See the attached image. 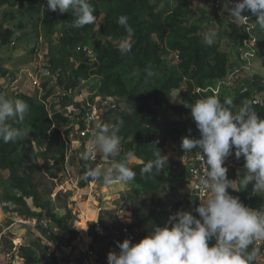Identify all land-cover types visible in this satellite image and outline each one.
Here are the masks:
<instances>
[{
  "label": "trees",
  "instance_id": "1",
  "mask_svg": "<svg viewBox=\"0 0 264 264\" xmlns=\"http://www.w3.org/2000/svg\"><path fill=\"white\" fill-rule=\"evenodd\" d=\"M88 3L94 8V15L98 19L96 35L102 37V41L94 40L91 53L84 52L82 46L87 43L95 23L74 28L71 26L73 14L61 13L58 9L48 11L46 0H0V45L9 43L14 34L12 29L3 28V25L15 18L13 8L16 5L21 14L39 23L40 33L45 40L49 41L54 35H58V40L50 45L47 54V67L49 66L51 79L54 81L53 88L43 95L38 92H19L13 98V101H26L30 112L22 123L9 121V124L14 128L29 129L30 135L22 142L0 141V174L9 180L11 187V191L6 192L5 199L19 205L20 208L14 211L21 216L36 218L45 211L44 215L50 220L49 225L68 235L69 244L77 237V231L69 223L72 218L70 205L64 207V215L56 216L50 201H42L38 195V185L33 177L38 168L33 164L27 167L29 163L38 162V151L44 160L52 162L46 168L47 172L51 173L55 166L63 170L66 152L63 135H69L71 128L70 117L61 108L74 104L81 112L84 111L68 91L73 90L80 80L98 77L97 85L91 88L93 94L90 99L99 95L108 99H123L131 108L129 112L119 111L113 101V105L102 113L100 122L113 125L123 121L120 131L122 152L132 151L135 154V163L129 167L137 173L135 180L128 183L131 186L127 194L129 198L134 195H154L161 189L175 192L182 183L187 182L185 167L175 160H168L166 168L154 174V177L142 176L140 169L149 159L154 158V147L164 155L169 141H178L189 135L199 137L190 109L185 107V103H194L204 96L214 95L211 90L197 89L215 86L218 80L227 75L232 64L231 55L221 50L217 42L209 44L204 40L203 23L193 19L192 0H88ZM248 12L251 11L246 13ZM212 14L213 6L210 17L217 19ZM122 15L128 18V24L134 32L130 40L131 51L126 54H121L118 50L121 43L129 40L124 27L118 23V18ZM39 28L36 27L38 35ZM228 28L233 40L240 45L244 35L242 29L231 22ZM257 28L260 42L263 40L264 45V30L258 25ZM168 55L177 57L171 62L172 66H169ZM262 64L264 66V58ZM182 83L184 87L181 89V101L173 104L170 99L172 91L179 89ZM44 87L46 88V83ZM55 87L60 88L61 93H57ZM223 90L219 98L223 102L224 98L230 97L233 100V111L243 104L244 98L251 102L253 96L250 91L236 93L233 89L224 97ZM258 90L264 94V82L259 84ZM251 104L264 117V103ZM167 111L178 118H170ZM236 161L244 165L243 157ZM243 171L244 168L237 176L238 188ZM52 175L54 177L56 173L53 172ZM228 178L230 179L229 176ZM78 185L85 186L86 183ZM15 190L20 194H15ZM229 192L238 196L247 206L264 207V197L252 194V184L245 190L236 192L229 189ZM27 198L39 209L37 212L30 211ZM147 198L149 205L146 214L139 219L135 217L132 223L122 226L129 230L126 238H130L132 243V229L142 224L163 225L173 214L171 209L165 210L163 198ZM193 203L194 200L188 205ZM182 205V201H176L171 207L178 211L182 209ZM194 209L190 210L194 212ZM133 211L137 213L136 210ZM159 215H163V218ZM49 239L58 242L60 236L54 234ZM213 243L215 241H211L209 246ZM19 249L23 264H39L32 247L23 245ZM115 251L119 252V248ZM52 264H56V257Z\"/></svg>",
  "mask_w": 264,
  "mask_h": 264
},
{
  "label": "clouds",
  "instance_id": "2",
  "mask_svg": "<svg viewBox=\"0 0 264 264\" xmlns=\"http://www.w3.org/2000/svg\"><path fill=\"white\" fill-rule=\"evenodd\" d=\"M226 4L234 22L245 21L250 10L257 16L256 24L264 30V0H226ZM45 5L48 11L71 12L74 28L96 22L95 10L88 0H46ZM118 23L129 38L118 47L121 54H126L131 51L134 32L126 16H120ZM206 42L212 43L211 38ZM42 72L48 74L46 69ZM185 107L190 109L200 134L198 138L182 137L180 143L184 153H198L203 168L197 182L200 203L194 209L198 217L191 210H178L163 225H152L138 242L132 243L130 238L118 241L119 252L109 251L107 264H256L260 251L256 244L264 242V207L245 205L229 189L239 192L251 183L252 194L264 197V117L254 110L251 102L246 101L233 111L230 97L221 102L216 95L185 103ZM29 112L26 101H13L0 94V141H24L30 130L11 127L9 121L22 123ZM122 126V120L113 125L95 124L86 150L81 153L84 162L81 180H96L108 186L135 180L137 173L129 167L135 154L122 152L121 148ZM154 149V158L140 169L142 176L154 177L168 165V156ZM233 153L236 159L244 158L239 188L235 180L228 178L225 165ZM121 217L131 222L130 214ZM211 241L215 243L209 246Z\"/></svg>",
  "mask_w": 264,
  "mask_h": 264
},
{
  "label": "rangeland",
  "instance_id": "3",
  "mask_svg": "<svg viewBox=\"0 0 264 264\" xmlns=\"http://www.w3.org/2000/svg\"><path fill=\"white\" fill-rule=\"evenodd\" d=\"M223 5V10L217 19H211L210 17L213 0H192L191 12L194 20L198 19L203 23L202 34L204 40L211 38L212 41L217 42L221 50L231 55L232 64L230 67H235L237 66V52L240 45L236 44L232 35L229 33V21L227 20L230 15L226 11V0H223ZM13 9L16 12L15 18L6 21L3 25V28L12 29L14 34L9 43L0 45V94H3L11 100L19 92H27L30 94L38 92L40 95H43L45 91L52 89L54 85L49 66L47 67V54L50 45L56 43L58 40V35H54L49 41L45 40V37L40 33L39 23L37 24V21L21 14L18 11L17 5ZM2 10L4 11L5 7ZM0 12L2 11L0 10ZM97 22L98 19H96L93 32L88 37L89 39L86 43L88 49H91L94 40L102 41V37L96 35ZM36 27L37 29L39 28V35L36 34ZM175 58V55L167 56L169 66H172L171 62ZM263 58L264 45L262 40V43L260 42V51L253 61V69L250 71L244 70L245 72L240 71L235 76L234 82L230 86L222 87L220 93L223 88H226L223 90V96L225 97L233 89H235L236 93H239L240 88L245 86L251 94H257L264 98V94L258 90L259 84L264 82ZM42 69H46L48 74L44 75ZM98 81V77L91 76L87 80H80V83L71 90L72 92L70 94L74 102L79 103L80 107L84 110L83 112L74 104L61 108L63 112L69 115V126L71 128L69 135H63L66 146L63 170L55 166L52 168L51 173L47 172L46 168L52 162L44 160L38 151V162L27 165L29 167L33 164L38 168L37 172L33 175L34 181L38 185V195L42 201H50V206L56 216L64 215V207L68 204L70 205L69 208L72 218L69 220V223L77 231L76 240L79 238L78 242L75 243L74 240L69 244L68 235L50 226L52 234L60 236L58 242L52 241L41 225L38 219L39 216L29 218L27 216H21L17 211H14L20 207L15 202H8L5 199L6 192H9L10 182L8 185L0 174V209L3 211L1 212L2 215H0V264H23V258L20 255L19 249L23 245L30 246L35 250L39 264H52L58 252L63 250L62 245L67 247L73 246L76 250L81 248L85 251L92 248L94 251L91 257L92 261L95 264H107L108 252L115 251L118 248L117 242H122L129 233V230L122 226L132 223L135 217L139 219L146 214L149 205L147 197L154 199L158 197L163 198L165 200V210L168 211L171 209L172 213L177 212L171 207V204L176 201H182L183 205L181 210H190L200 203V200H198L199 203L195 202L188 205L192 201L187 199L190 189V184L187 182L182 183L175 192L161 189L154 195H134L133 198H129L127 194L131 188L130 184L113 185V188H111L100 181H83L80 179L84 171V162L81 159L79 160V157L86 150L87 141L90 138V133L95 127V124L101 122L102 113L113 104L119 111L129 112L131 110L123 99H108L101 95L96 96L93 100L90 99V95L93 94L91 88L96 86ZM45 83L46 88L44 87ZM183 87L184 83L181 84L179 89L172 91L170 99L173 104L180 103L181 89ZM54 90L57 93H61L62 91L58 87H55ZM220 93L218 97H220ZM51 99L52 97L49 98V100ZM246 101L248 102L244 98L242 103ZM93 107H95V110H92ZM239 107L237 106L235 110H238ZM167 113L172 119L178 118L171 112L167 111ZM83 118L84 120H82ZM181 138L178 141H169L164 154L168 156V160H175L179 165H182ZM76 152L79 155L78 159L77 157L72 158V155L74 154L73 156H75ZM48 156L52 158L50 154ZM98 160L99 155H97ZM129 163L130 166L135 163V160ZM225 165L228 168L227 175L230 179L235 180L234 183L237 187V176L244 165L236 161L234 153L227 158ZM53 172L56 173L54 177L52 175ZM82 182H85L90 188L78 190V184ZM83 187L85 186H80L79 188ZM3 203H6V205H3ZM26 203L31 212H37L39 210L34 206L30 198L26 199ZM133 210H136L137 213L135 214ZM44 213L45 211H42L41 217L45 222L49 223L50 220ZM126 214H130L131 222H127V217H121ZM193 215L198 217V213L195 211ZM159 217L163 218V215H159ZM151 227L152 224H142V226L132 229L133 243L138 242L146 236L147 231H150ZM85 236L87 237V241H85ZM256 247H259L260 250L256 264H264V242L257 243Z\"/></svg>",
  "mask_w": 264,
  "mask_h": 264
},
{
  "label": "built area",
  "instance_id": "4",
  "mask_svg": "<svg viewBox=\"0 0 264 264\" xmlns=\"http://www.w3.org/2000/svg\"><path fill=\"white\" fill-rule=\"evenodd\" d=\"M223 7V0H214L212 17L218 18V15L223 10ZM245 15H248L249 18H247L245 21H241L238 23L234 22L231 16L228 17V21L241 28L244 33L237 52V66L230 67V72L225 77L218 80L215 86H209L207 88H198L197 91L211 90L214 95L218 96L221 91V88L225 86H230L234 82L235 76L240 73V71H250L253 69V61L256 59L258 52L260 51L259 32L255 20L256 15L251 12H248ZM82 50L86 53H91L92 49H88L87 45L84 44L82 46ZM69 91L70 92L68 93L70 94L72 91ZM239 91L240 93L246 92L248 91V89L244 86L241 87ZM251 103L263 104L264 98H262L260 95L253 94L251 98ZM92 110H95V107H93ZM181 162L182 166H184L187 171V183L190 184L187 199L189 201L194 200L197 203L199 200L198 197L201 195L197 187V182L199 176L203 172L199 155L195 151L192 153H184L182 151ZM3 205H6V203H3ZM77 239L79 240V238ZM78 240H75V243L78 242ZM68 249V251L62 250L58 252V254L56 255L57 264H95L91 258L94 252L92 248L87 249L85 251L81 248L76 250L73 246H69Z\"/></svg>",
  "mask_w": 264,
  "mask_h": 264
},
{
  "label": "crops",
  "instance_id": "5",
  "mask_svg": "<svg viewBox=\"0 0 264 264\" xmlns=\"http://www.w3.org/2000/svg\"><path fill=\"white\" fill-rule=\"evenodd\" d=\"M171 142H172V141H171ZM77 152H79V151H77ZM77 152H76V155H75V156H73V155H74V154H73L74 152L72 153L73 155L71 154V155H72V158H76V157H77V159H78V156H79V155H78ZM79 154H80V153H79ZM80 156H81V155H80ZM80 159H81V158L79 157V160H80ZM79 160H78V161H79ZM81 163H82V162H81ZM3 180L6 181V182L8 183V185H9V180H8L6 177H3ZM94 184H95V181H94ZM110 187L113 188V186H110ZM87 188H88V189L90 188V186L87 185V184H86L85 187H83V188H79V187H77L78 190H81V189H87ZM126 189H127V188H126ZM9 191H11V187H10V185H9ZM108 192H109V191H108ZM14 193L17 194V195L20 194V192L17 191V190H15ZM1 212H3V211L0 209V215H2ZM13 212H14V211H13ZM3 215H4V214H3ZM1 220H2V219H1ZM75 240H76V239H75ZM62 246H63V245H62ZM66 247H67V246H66ZM67 248H68V247H67ZM68 250H69V249H68ZM68 250H67V251H68ZM56 264H57V258H56Z\"/></svg>",
  "mask_w": 264,
  "mask_h": 264
},
{
  "label": "water",
  "instance_id": "6",
  "mask_svg": "<svg viewBox=\"0 0 264 264\" xmlns=\"http://www.w3.org/2000/svg\"><path fill=\"white\" fill-rule=\"evenodd\" d=\"M38 219L40 220L41 222V225L43 226L46 234L51 238L53 236L51 230H50V225L49 223L45 222L41 216L38 217ZM63 250L67 251L68 248L66 246H62Z\"/></svg>",
  "mask_w": 264,
  "mask_h": 264
},
{
  "label": "bare ground",
  "instance_id": "7",
  "mask_svg": "<svg viewBox=\"0 0 264 264\" xmlns=\"http://www.w3.org/2000/svg\"><path fill=\"white\" fill-rule=\"evenodd\" d=\"M85 241H87V237L85 236Z\"/></svg>",
  "mask_w": 264,
  "mask_h": 264
}]
</instances>
